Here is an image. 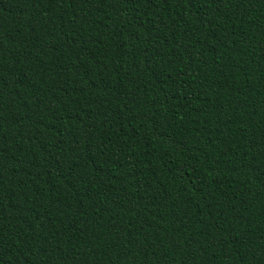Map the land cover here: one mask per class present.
<instances>
[{"label": "trees", "instance_id": "obj_1", "mask_svg": "<svg viewBox=\"0 0 264 264\" xmlns=\"http://www.w3.org/2000/svg\"><path fill=\"white\" fill-rule=\"evenodd\" d=\"M0 264H264V0H0Z\"/></svg>", "mask_w": 264, "mask_h": 264}]
</instances>
